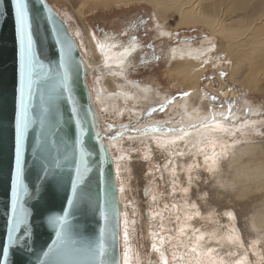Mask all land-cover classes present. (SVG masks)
Returning a JSON list of instances; mask_svg holds the SVG:
<instances>
[{
	"label": "rangeland",
	"instance_id": "rangeland-1",
	"mask_svg": "<svg viewBox=\"0 0 264 264\" xmlns=\"http://www.w3.org/2000/svg\"><path fill=\"white\" fill-rule=\"evenodd\" d=\"M47 1L62 16L81 46L89 67L87 83L92 99L99 108L98 124L106 136L113 137L117 131L130 129L133 125L137 127L136 118L142 122L154 120L165 123L176 113H180L178 109L172 111V108L187 97L181 98V93H190L193 88L188 87L186 82L182 84L180 77H175L172 69L175 64L173 59L171 61L170 52L173 48L189 46L213 48L205 57L206 60H201L206 69L187 103L201 107L204 112L214 108L217 117H220L223 110L228 111L230 106L231 110L245 112L237 125L245 123L247 116L253 118L244 127H234L222 120L221 123L226 127L235 129L233 135L208 133L207 139L202 136L192 144L191 140L186 139V142L177 141L175 144L166 142L167 136L160 132L149 135L133 133L130 135L131 139L129 135L119 136L116 141L114 139L117 143H111V148L116 158L118 182L123 189L121 202L124 224L121 226L120 238L124 252L123 235L127 220V248L129 246L132 264H161L159 253L152 248L153 243L168 257L169 264H186L189 259L187 255L184 261H173L172 252L184 255L188 252L184 245L187 244L190 248L195 243V236L201 233L205 239L201 241L198 253L213 248L215 251L212 255L217 259L223 257L226 264H235L244 257H247L245 264H264V189H257L256 183H253L254 178L241 176L238 171L241 161L246 165L264 156V91L235 85L230 80L235 60L225 49L223 35L201 23L182 24L179 22V15L173 12L168 14L163 24L157 16L155 4L147 0H134L122 5H117L115 0L106 4L104 0L103 3L95 0ZM208 2L211 3V0L206 3ZM231 26L235 25H228ZM108 36L112 37L110 42L120 45L130 43L134 37L138 40V49L132 57L134 66L124 74L109 72L107 75L102 72L104 58L97 47L99 41ZM89 39L92 40V47ZM245 47L250 48V44L247 43ZM119 49L120 46L115 51L118 52ZM125 80L128 82L125 88H129L130 82H134L138 87H151V95L144 99L136 92L138 103L108 98V107L99 100L98 96L103 91L112 94L119 92L118 87L125 85ZM223 85L226 86L223 87V92L228 90L230 93L226 92L225 95L220 92ZM173 100L162 112L150 111L165 101ZM250 109L258 110L259 113L252 115ZM212 139L216 140V163L209 161L206 165L204 155L198 149L202 147L211 155L213 149L209 141ZM201 140L204 142L200 143ZM178 152L185 155L180 156ZM234 157L237 158L236 162ZM197 164L198 167L195 166ZM208 166L213 167L214 171H208ZM145 188L149 190L147 197L143 193ZM184 189L188 191L184 192ZM147 210H151L150 217L146 215ZM197 212L199 215H196ZM156 213L160 215H155ZM177 216L180 217L179 220L176 219ZM187 216H192V219L188 220ZM181 225L186 229L184 235L179 234ZM195 229H199V232H195ZM153 233L158 234L155 239ZM161 239L163 244L160 243ZM192 255L195 257L197 253ZM192 264H196L195 259Z\"/></svg>",
	"mask_w": 264,
	"mask_h": 264
},
{
	"label": "water",
	"instance_id": "water-1",
	"mask_svg": "<svg viewBox=\"0 0 264 264\" xmlns=\"http://www.w3.org/2000/svg\"><path fill=\"white\" fill-rule=\"evenodd\" d=\"M29 12L35 60L50 71L37 68L42 76L32 85L30 99L26 91L30 122L17 181L20 44L14 8L10 0H0V264L5 253L7 264H49L50 260L87 264L91 257L75 253L63 238L58 243L59 229L53 220L62 216H67V237L77 241V247L99 242L103 231L104 259H120L117 173L109 149L95 138L89 73L79 44L47 0H29ZM65 70L68 80L62 84ZM143 193L147 197L146 188Z\"/></svg>",
	"mask_w": 264,
	"mask_h": 264
},
{
	"label": "bare ground",
	"instance_id": "bare-ground-1",
	"mask_svg": "<svg viewBox=\"0 0 264 264\" xmlns=\"http://www.w3.org/2000/svg\"><path fill=\"white\" fill-rule=\"evenodd\" d=\"M95 1L103 3L102 0H95ZM110 1L112 2L113 0H104V3L106 4V3H109ZM130 1H134V0H115V2H117V5H122V4H126V3L128 4V3H130ZM141 1L143 2L146 0H141ZM147 1H150V3L153 2L155 4L157 16L159 17L160 22L163 24L165 23V18L168 16V14L173 12L174 14L176 13L179 15V17H180L179 22L182 24H187V25L193 24L194 25V24L201 23V24L205 25L207 28L213 30L214 32L223 35V37L225 39V49L227 50V52L229 54L233 55V58L235 60V65L233 66L231 74H230V80L232 82H234V84L236 83V84L243 85V86H249L251 90L264 91V0H211V3H209V2L206 3L207 0H147ZM231 23L235 26L228 27V25ZM160 25H162V24H160ZM168 35H170L169 32H168ZM111 38H112L111 36L105 37V39L100 40L99 43H104V44L115 43L118 46H120L121 49H119V51L116 52L115 48H112V49L106 48L103 53L99 49L100 53L103 55V58H104V62H103L104 69L102 72H103V74H107V75L109 74V72H115L116 74L117 73L124 74L125 72H127V70L129 68L134 66V61L132 62V57L134 56V54L136 53V50L138 49V40L137 39L135 40V43H136L135 51H133L130 56L123 57L121 54L123 53L124 48L128 47L129 43L128 44H122L123 45L122 46L119 43L110 42L109 39H111ZM130 42H132V41H130ZM77 43L79 44L78 41H77ZM241 43L243 46H241ZM247 43L250 44V48L245 47V45ZM89 45L91 47L93 46L92 40H90V39H89ZM79 47H80L81 54L83 56V53H82L83 51L81 50L80 44H79ZM241 47H242V49H241ZM97 48H99V47H97ZM212 48L211 47L204 48L203 46L194 48V47L189 46V47L171 49L172 50L170 52L171 61L173 59V61H174L173 63L175 64L174 68H172L175 77L177 79L180 77L179 79H181L183 81L182 84L184 82H186L187 86L190 88H193V89L191 90V92L189 91L190 95H188L186 98H184L181 103H177L176 107L172 108V111L175 109H178V111L180 113H178V114L176 113L174 115V117H172V118L168 119V121H166V122L171 123L170 126H168V127H179L182 124L187 125V124H191V123H197L205 117H210L213 112L216 113L214 108H211L207 112L205 110V112H204V109H202L201 107L194 106V104H192L191 102L187 103V101H189L190 98H192L193 91H195L194 87L197 84H199V81L201 80V76L203 74V71L206 69L205 65L201 62V60L205 59V57L209 54V52ZM93 50L94 49H92V51ZM97 50H95V51H97ZM212 53H213V51H212ZM105 56L109 57V59L107 60V64L110 65V67L105 66V63H106ZM83 60L85 62V69L88 70L89 67H87V63H86V60L84 57H83ZM121 60H123V71H121V68L118 67V63ZM124 83H125V85L123 84V86L118 87L119 92H117L116 94L107 93V91L106 92L103 91L100 94V96H98L99 100L108 107L109 106V102L107 100L108 98H119V99H122V102H123V100L124 101L132 100L133 102L138 103L139 101H137V96H136L137 94L139 95L140 98H144V99H145V97H148V95H151V94H149V90H151L150 89L151 87L150 88L149 87H143V86L138 87L139 85L137 83L130 82L129 88H125L127 86L128 82L125 80ZM224 85L220 89L221 93L223 92L224 88L226 87V86L224 87ZM104 86H105V84H104ZM188 87H186V88H188ZM134 89H135V91H134ZM231 90H233V89H231ZM111 91H112V89H111ZM136 92H137V94H136ZM226 92L230 93V91H228V90H226ZM226 92H223V94L226 95ZM200 93H201V91H200ZM114 101H115V99H114ZM192 102H194V100ZM119 103H121V102L119 101ZM92 104H93L94 112H95V114H94L95 123H96V125H98V128H95V131L100 132L103 143L109 149V151L112 155L113 163L115 166V171H116L117 177H118L119 175H118V169L116 166V158H115L114 153H113L114 150L112 151V148H111V146H112L111 143H117V142H115L116 139L114 141V139H110L109 136H106L104 133L101 132L100 125L98 124V120H99L98 109L99 108H97V106H96L97 104H95L93 99H92ZM121 107H123V106H121ZM122 109H124V108H122ZM223 112L227 116L229 113V110L228 111L223 110L222 113ZM231 113H232L233 118L231 120L224 121V123H228L229 125H233L234 127L242 126L245 124L247 125L248 123H251L253 120V118L247 116L246 117V118H248V120H246L247 122L245 121V123H240L239 125H237L236 124L237 121L241 120V118L244 116L245 112H242V111L237 112L236 109H232ZM250 113L253 115V114L259 113V111L254 110V109H250ZM217 119L219 120L220 117H217ZM160 124H164V122L163 123L162 122H156L154 120H148V121L146 120L145 122H142L139 118H136L137 128L148 127L150 129L152 126L160 125ZM189 131H190V135L188 137H186V140H191L190 141L191 144L195 143L196 140L201 139L202 136H204L203 135L204 133H207V130H205V129H201L199 132H197V130H195V129H190ZM120 133H122L120 136H125V135L130 136L133 133L139 134L136 132H132L129 129H122V131H120ZM152 133H159V131L149 130L147 135L152 134ZM161 133L162 132H160V134ZM155 136H157V135L155 134ZM166 136H167L166 142H169L172 139V136H170V135H166ZM186 140H185V142H186ZM127 141H128V139H127ZM161 143H163V141ZM181 143H183V142H181ZM249 146H250V144H249ZM180 147H182V145ZM260 151H261V149H260ZM168 153H169V151H168ZM240 154H241V151H240ZM238 156L239 155H237V157ZM241 157H244V156H241ZM263 157L264 156H262V158ZM262 158H258L255 161H250V162L248 160L246 162H249V163L246 165L244 164L245 162L243 163L241 161L240 162L241 166L239 167L240 169H238V171H240L241 176H245L246 178L247 177L254 178L255 182H253V183H256L255 187L259 190L264 189V158L263 159ZM236 159L237 158H235V162H236ZM240 159H242V158H240ZM232 160H234V159H232ZM245 160H247V159H245ZM234 164H236V163H234ZM234 164H232V165H234ZM236 175H238V174H236ZM117 180H118V178H117ZM246 181H247V179H246ZM253 189H254V185H253ZM244 190H246V189L244 188ZM118 191H119V200H120V208H121V226H123L124 221H123V210H122V202H121V187H120L119 182H118ZM148 195H149V190L147 189V196ZM261 214H259V215H261ZM150 216H151V213H150L149 217ZM263 219H264V213H263ZM259 221L257 223H259ZM262 223H264V221H262ZM262 223H260V224L262 225ZM122 245L123 244L121 243V257L123 256V253H124L122 250ZM128 249H129V246H128Z\"/></svg>",
	"mask_w": 264,
	"mask_h": 264
},
{
	"label": "snow or ice",
	"instance_id": "snow-or-ice-1",
	"mask_svg": "<svg viewBox=\"0 0 264 264\" xmlns=\"http://www.w3.org/2000/svg\"><path fill=\"white\" fill-rule=\"evenodd\" d=\"M10 6L14 8V16H15V23L16 28L19 36V44H20V61H19V112L16 119V143H15V170H16V180L19 181L22 173V167H21V157L22 152L24 148V141H25V134L28 129L29 125V118H28V106L25 102V95L26 91L28 94L29 99L31 98V90L32 85L36 83L37 77L42 76V72H37V68L44 70V71H50L45 70L43 64H38L35 60L33 51H32V23H31V17L29 12V0H10ZM114 39V38H113ZM136 38L134 37L132 39V42L129 43L128 47H125L123 50V53L121 54L123 57L130 56L133 51H135ZM99 49L103 53L104 50L112 49L118 47L117 44H104L99 43L98 44ZM109 57L105 56V66L110 67V65L107 64V60ZM62 67H64V64L62 62ZM118 67L121 68V71H123V60H121L118 63ZM119 74V73H117ZM68 80V73L67 70H65L63 74V78L61 83L66 84ZM190 95V93H181V98L186 97ZM69 99H71V96H69ZM215 100L216 98L213 97ZM173 101H165L163 104H161L158 108H152L151 112H157V111H164L168 104L173 103ZM73 112H76L77 109L75 106L72 108ZM88 111H93L91 108L88 109ZM104 111H107L105 109ZM220 119H217V114L212 113L210 117H205L202 120H200L197 123H191L187 125H181L179 127H168V123L165 122L164 124L155 125L152 126L150 129L148 127L145 128H137L135 125L131 126L129 129L132 132H136L139 134L147 135L149 130L152 131H159L162 132L165 135L172 136V139L169 141V143L175 144L177 141H183L190 135V129H195L197 132H199L201 129L207 130V133H220V134H226V135H233L235 133V129H230L229 127H226L221 121L231 120L232 113H231V106L229 108V113L227 116H225L223 113H220ZM79 123V120L77 121ZM246 125H242L244 127ZM93 127L98 128V125L94 124ZM81 133L83 134V129H81ZM207 133H204V138L207 139ZM122 133L117 131L113 137H110V139H116L118 138ZM175 134V135H174ZM95 138L101 141V146H103V140L101 137V134L99 131L95 132ZM131 139V137H129ZM204 141L201 140L200 143H203ZM213 151L212 154L209 155L204 151V148H199L198 152L203 153L204 155V162L206 165H208V162L211 161L212 164L216 163V156L217 153L215 151L216 149V140L212 139L209 141ZM81 145H83V141H81ZM196 145L194 144L193 147ZM180 156L185 155L183 152L177 153ZM89 155H91L89 153ZM80 159L81 162L84 160V149L81 146L80 150ZM123 159V157H121ZM195 166H199L198 164ZM191 168V166H190ZM190 170V169H189ZM208 171H214V168L211 166H208ZM77 174L79 175V168H77ZM191 181V177L189 176V182ZM73 188H75V185H73ZM123 191V189H121ZM187 189H184V192H187ZM15 194V193H14ZM155 199V197H154ZM155 215H160V213H156ZM196 215H199V212L196 213ZM188 220L192 219V216L186 217ZM105 221L108 220V215L105 213L104 215ZM177 220L180 219L179 216L176 217ZM53 223L58 227L59 231L57 232V241L58 243L62 240L66 245L70 244L72 246V249L77 254H83L88 257H91L90 260L87 261V264H132V258L129 255V249L127 248V242L129 239V234L127 230V223L128 221L125 220V229H124V235L123 239L125 241V251L123 253L122 258L116 259L114 256L110 260H105L104 256L107 252V247L104 243V233L101 232V239L97 243H87L84 245H81L77 247L78 242L75 240H71L67 237V216L62 217H56L53 220ZM185 226L181 225L179 228V234L184 235L185 234ZM195 232H199V229H195ZM153 238L155 239L158 235L157 233H153ZM113 239H115V236H113ZM191 240L192 237H189ZM205 239L204 235L201 233L199 235L195 236V243L189 246L185 244V248H188V252L184 255H178L177 252H172V260L173 261H184L185 255L189 257L188 261H186V264H192V260L195 259L196 264H226L223 257H220L217 259L215 256L212 255V253L215 251L213 248H208L207 251H200L198 253V249L200 248L201 241ZM229 239H232L231 237ZM238 239V238H237ZM161 244L164 243L163 239L160 241ZM242 246V244H241ZM176 247V246H174ZM152 248L155 252L159 253L161 264H169L168 257L160 251V248L157 246L156 243L152 244ZM53 250H50V252ZM57 254H60V250H56ZM197 253L195 257H193L192 254ZM48 256V253L45 254ZM228 255H233L232 253H228ZM5 261L4 264H7V253L4 254ZM247 257H244L241 260H237L235 264H245ZM49 264H70V262L62 261V260H50ZM72 264H79V262H72Z\"/></svg>",
	"mask_w": 264,
	"mask_h": 264
}]
</instances>
